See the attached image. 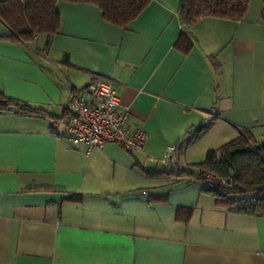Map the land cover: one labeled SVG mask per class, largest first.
<instances>
[{
  "label": "crops",
  "instance_id": "crops-1",
  "mask_svg": "<svg viewBox=\"0 0 264 264\" xmlns=\"http://www.w3.org/2000/svg\"><path fill=\"white\" fill-rule=\"evenodd\" d=\"M178 5L151 0L121 27L95 4L58 0L57 32L22 42L6 37L27 28L21 0H0V92L42 109L0 111V264H264V205L218 204L161 162L175 146L184 168L187 154L218 148L200 142L213 132L229 141L245 128L264 142L263 0L239 20L188 26ZM98 78L144 132L142 148L106 142L86 154L52 127Z\"/></svg>",
  "mask_w": 264,
  "mask_h": 264
},
{
  "label": "trees",
  "instance_id": "trees-1",
  "mask_svg": "<svg viewBox=\"0 0 264 264\" xmlns=\"http://www.w3.org/2000/svg\"><path fill=\"white\" fill-rule=\"evenodd\" d=\"M57 1L21 0L27 28L8 34L6 37L29 42L35 35L43 34L49 39L59 28V15L55 8ZM66 1L95 4L99 7L103 19L125 27L151 0ZM249 1L178 0V12L181 22L187 26L207 16L239 20L245 14ZM261 15L264 21V0ZM14 109L26 114L42 111L0 92V111ZM211 123L212 121H208L187 132L179 145L184 146L201 137L210 128ZM52 127L55 129L53 122ZM238 131L237 137L224 142L218 148L208 149L201 162L187 164V168L180 167L163 172L168 175H186L189 179L200 181L201 189L211 193L218 204L236 205L237 211L242 213L260 211V207L264 205V142H258L248 129L238 128ZM202 171H211L218 177L230 176L233 178L232 186L208 187Z\"/></svg>",
  "mask_w": 264,
  "mask_h": 264
},
{
  "label": "built area",
  "instance_id": "built-area-1",
  "mask_svg": "<svg viewBox=\"0 0 264 264\" xmlns=\"http://www.w3.org/2000/svg\"><path fill=\"white\" fill-rule=\"evenodd\" d=\"M65 113L51 121L73 143H81L85 153L106 142H117L127 150L140 149L145 135L139 126L131 125L129 112L122 104L113 84L98 78L76 89L64 104ZM175 146L163 154L161 162L165 170H176ZM184 168H187L185 166ZM208 187H230L233 178L218 177L211 171H202Z\"/></svg>",
  "mask_w": 264,
  "mask_h": 264
},
{
  "label": "rangeland",
  "instance_id": "rangeland-1",
  "mask_svg": "<svg viewBox=\"0 0 264 264\" xmlns=\"http://www.w3.org/2000/svg\"><path fill=\"white\" fill-rule=\"evenodd\" d=\"M218 133H211V135H209V136H207V137H204L203 139H202V141H200V142H211V143H213V141H216V142H214V147H219L222 143H224L225 141H228V139L227 140H221V138L219 139V140H215V137H216V135H217ZM206 138H208V139H206ZM205 140H209V141H205ZM220 141V142H219ZM200 142L199 143H197V144H200ZM192 146H196V145H192ZM190 148V147H189ZM188 150V149H187ZM184 151V150H183ZM182 151V152H183ZM190 151H193L194 152V147H191L190 149H189V151L188 152H190ZM187 152V153H188ZM182 154V153H181ZM204 154H203V156H195V158H196V160H188V154H187V161L188 162H191V163H198V162H201L203 159H204ZM201 157V158H200ZM179 158H181V155L179 156ZM253 193V192H252ZM252 193H250V194H252Z\"/></svg>",
  "mask_w": 264,
  "mask_h": 264
}]
</instances>
